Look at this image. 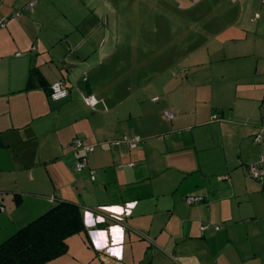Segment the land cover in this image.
<instances>
[{
  "label": "crops",
  "instance_id": "obj_1",
  "mask_svg": "<svg viewBox=\"0 0 264 264\" xmlns=\"http://www.w3.org/2000/svg\"><path fill=\"white\" fill-rule=\"evenodd\" d=\"M28 1L0 0V244L65 200L79 205L85 231L45 264H264V175L249 174L251 164L264 170L254 140L262 0H149L130 12L111 0H36L33 11ZM155 50L176 112L160 123L153 108L124 106L155 90L152 75L133 88L141 78L124 74ZM57 80L69 94L52 100ZM125 136L141 140L130 147ZM76 138L94 146L83 171Z\"/></svg>",
  "mask_w": 264,
  "mask_h": 264
},
{
  "label": "trees",
  "instance_id": "obj_2",
  "mask_svg": "<svg viewBox=\"0 0 264 264\" xmlns=\"http://www.w3.org/2000/svg\"><path fill=\"white\" fill-rule=\"evenodd\" d=\"M82 231L79 205L60 201L0 244V264H45L64 255L67 239Z\"/></svg>",
  "mask_w": 264,
  "mask_h": 264
},
{
  "label": "rangeland",
  "instance_id": "obj_3",
  "mask_svg": "<svg viewBox=\"0 0 264 264\" xmlns=\"http://www.w3.org/2000/svg\"><path fill=\"white\" fill-rule=\"evenodd\" d=\"M101 1L103 2V5H104V0H101ZM111 1L118 8H121L122 10L130 12L131 9H135V8H137V9L141 8V9L145 10L147 8V3L149 0H147V1L146 0H111ZM178 1L180 2V0H178ZM195 1H197V0H195ZM212 2H221L226 8H228V9L231 8L227 4L226 0H207L205 2V4H206L205 9L211 8ZM106 8H108L110 10L111 7L109 6ZM130 20L132 22L134 20V17L130 16V13H128L127 15L124 16L123 23L127 24L130 22ZM125 37H126V35H125ZM163 51L164 50L152 51L155 54V56L150 55L149 62L146 61V58H144V57H147L145 55L143 58L142 57L140 58L141 59L140 65H136V66H138V68H136L135 66L133 68V65L129 64L125 67V71H124L125 78L131 79L132 77H135V75H138L139 78H141L140 81H128L129 84H131L132 86L136 85V84L138 85L139 83H141V81L144 78H146L149 75L150 76L152 75L153 78H156L157 86H156L155 90H153L152 92L146 91L144 94H141L139 97V99H140L139 105H137V103H135V99H130L131 101L127 100L125 102L124 106L126 104L127 105L128 104L129 105L134 104L135 107L139 106L140 109L145 108L148 111L152 110V108H153V110L155 111L154 119L158 123L164 121V117H162L163 110L170 109V110L175 112V110L173 108L169 107L168 104H166V99L164 96L166 92L161 85L163 81H159L161 79L165 80V78L168 76V72H169L168 66L164 60ZM189 66H187V68H188L189 72H192V69ZM124 84H126L125 81H124ZM133 88H135V87L133 86ZM153 95L158 96V99L156 101L152 100ZM132 100H134V103H131ZM175 114H176V112H175ZM164 136H162V137L164 138ZM214 151H215L214 149L211 150L210 151L211 154H213V153L215 154ZM189 196H192V195H189Z\"/></svg>",
  "mask_w": 264,
  "mask_h": 264
},
{
  "label": "built area",
  "instance_id": "obj_4",
  "mask_svg": "<svg viewBox=\"0 0 264 264\" xmlns=\"http://www.w3.org/2000/svg\"><path fill=\"white\" fill-rule=\"evenodd\" d=\"M262 3L264 5V0H262ZM35 4H36V0H29L28 3L26 4V9L29 11H33ZM20 14H21V12H16L14 14V17L18 18L20 16ZM5 24H6V19H1L0 20V27H4ZM49 91H50L49 97L52 100H60V99L66 98L69 94V88L67 87L64 80H57V81L53 82L49 88ZM82 97H83L84 101L92 108H94L98 104V100L93 94H82ZM173 115L174 114L171 110H166L164 112V116L168 120H171L173 118ZM214 119H217L216 115L214 116ZM140 140H141V138L138 136L133 137V138L125 136L122 139V142L127 144L130 147H134L140 142ZM254 140H255V143L264 147V121L260 125V129H259L258 133L255 135ZM73 143L75 144L77 149L82 151V154L79 156V158L76 161L75 168L77 171H83L87 167L88 154H90L91 152L94 151V146L84 144L79 138H76ZM263 161H264V157L262 156L260 159V162H263ZM129 165L133 166L134 164L130 163ZM92 174H94V171H92ZM249 174L255 179H262V177L264 175V170L260 166L259 163L258 164H251V165H249ZM198 200H199V198H197V197H192V196L186 197V201L188 203H192V202L198 201ZM211 226L212 225L210 223H205L200 227V229L203 232ZM213 227L215 228V230L221 229V226H219V225H214Z\"/></svg>",
  "mask_w": 264,
  "mask_h": 264
},
{
  "label": "snow or ice",
  "instance_id": "obj_5",
  "mask_svg": "<svg viewBox=\"0 0 264 264\" xmlns=\"http://www.w3.org/2000/svg\"><path fill=\"white\" fill-rule=\"evenodd\" d=\"M111 211L119 212V211H122V210L119 209V208H114V209H111Z\"/></svg>",
  "mask_w": 264,
  "mask_h": 264
}]
</instances>
